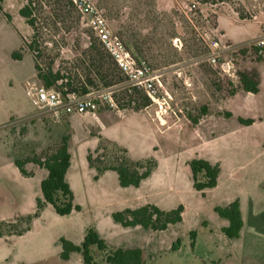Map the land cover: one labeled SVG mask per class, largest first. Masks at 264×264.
Returning a JSON list of instances; mask_svg holds the SVG:
<instances>
[{
  "label": "rangeland",
  "instance_id": "rangeland-1",
  "mask_svg": "<svg viewBox=\"0 0 264 264\" xmlns=\"http://www.w3.org/2000/svg\"><path fill=\"white\" fill-rule=\"evenodd\" d=\"M236 1L249 19L238 20L228 5L203 7L191 0H93L116 34L130 32L144 43V57L181 110L180 121L162 129L143 109L123 110L115 99V107L101 103L93 114L59 122L38 112L25 92L26 81H38L33 58L27 50L21 59L12 57L32 34L19 15L25 0H0V222L15 223L10 234L1 228L0 264H82L77 253L63 262L60 239L80 245L89 228L107 251L141 249L142 264H264V66L249 47L264 28V0ZM51 20L39 16L41 37L60 45L62 32H56ZM75 34L68 35V46ZM192 38L203 43L197 56L188 52ZM214 40L230 46L221 54V60L233 65L229 74L207 61L208 44ZM68 46L60 50L61 58L73 57ZM52 54L38 59L42 67ZM238 71L258 74L256 94L238 89ZM123 86L114 90L121 102ZM203 106L206 114L201 113ZM190 116L198 119L196 124ZM238 118L254 122L245 125ZM64 135L74 149L70 153L78 172L69 180L80 210L61 216L46 204L35 215L46 171L23 176L13 161L54 149ZM102 140L125 148L133 160L152 158L150 176L137 187H122L114 171L97 175L86 157ZM110 154L109 148L106 157ZM194 158L220 164L217 187L203 193L192 187L186 162ZM234 200L240 205L242 227L237 237L229 238L222 230L228 221L215 208ZM145 204L163 211L182 205V220L155 230L122 227L112 218L114 212ZM27 216L28 223L21 220ZM91 250L99 260L97 248Z\"/></svg>",
  "mask_w": 264,
  "mask_h": 264
},
{
  "label": "trees",
  "instance_id": "trees-1",
  "mask_svg": "<svg viewBox=\"0 0 264 264\" xmlns=\"http://www.w3.org/2000/svg\"><path fill=\"white\" fill-rule=\"evenodd\" d=\"M199 6H221L228 5L236 14L238 20L249 19L250 15L245 10L243 4L236 0H191ZM194 6V4H193ZM100 10V9H99ZM199 10V7H198ZM102 12V10H100ZM177 14V10H172ZM45 14L50 17L51 24L57 33L62 32L59 43L51 40H44L41 37L42 29L38 19L40 15ZM163 15L165 13H159ZM19 15L29 25L32 34L29 40H24L21 48L13 52L14 59H21L24 50L29 51L33 58L35 77L38 82L46 87H55L64 94L75 92L84 95L94 90L108 87H118L124 85L121 89L123 102L118 95L113 93L117 105L121 109L130 111L144 110V107L150 103L146 94L135 86L127 84V78L118 67L112 56L105 49L97 35L88 25L87 20L78 12L70 0H25L19 9ZM218 28L217 21L215 28ZM76 33L71 46H68V35ZM219 35L222 32L219 31ZM119 37L126 44L133 56L144 60L152 69L156 70L151 63L144 57V49L139 38L135 34L127 33ZM192 45L188 44V52L192 55H199L201 48L199 38H192ZM145 42V41H144ZM68 46L72 52L71 59L60 57V50ZM240 53H245V48L239 49ZM256 59L260 60L256 56ZM53 53L48 58L44 67L38 61L39 58ZM238 89L256 94L259 91V79L256 72H237ZM237 90L231 91V94ZM98 110V109H97ZM96 110V111H97ZM207 108L201 107V113L206 114ZM230 113H225L229 115ZM192 124H196L198 119L189 117ZM242 124L249 125L253 119L238 118ZM69 138L64 135L60 143L50 151L42 155L26 156L25 158H15L13 163L23 176H31V171H27L25 166L29 163L36 165L46 171V176L40 181L41 197L36 199V212L42 209L44 205L49 204L58 215H68L72 211L80 210L79 205L74 202V194L66 180V173L71 162L69 151ZM111 150V156L106 157L108 149ZM108 156V155H107ZM88 165L95 169L98 174L105 171H114L117 173L120 186L137 187L142 180L147 178L155 166L152 158L143 160L131 159L125 148L119 147L108 140H102L94 153L87 154ZM186 166L191 176L192 187L203 193L204 190L214 188L217 185L219 175V164L211 163L206 159L194 158L186 162ZM182 205H178L170 211H163L159 208L145 204L136 209H126L121 212L112 213V218L122 227L141 226L155 230L165 229L169 224H175L182 220ZM217 214L228 221V225L222 230L229 238H235L239 235L242 227V219L238 200L232 201L228 206L215 208ZM22 221L30 220V216L21 218ZM15 223L0 222V237L4 234L1 228L6 227L5 233L10 234L9 229ZM194 239V234L191 232ZM61 252L59 254L62 260H67L72 253H79L84 264H142V251L139 248H117L107 251L104 241L93 229L86 231L85 237L80 245L73 244L63 238L60 239ZM91 247H96L100 253L99 260L93 257ZM177 245L173 248L177 249Z\"/></svg>",
  "mask_w": 264,
  "mask_h": 264
},
{
  "label": "built area",
  "instance_id": "built-area-1",
  "mask_svg": "<svg viewBox=\"0 0 264 264\" xmlns=\"http://www.w3.org/2000/svg\"><path fill=\"white\" fill-rule=\"evenodd\" d=\"M70 1L87 20L88 25L124 73L127 84L142 90L149 98V105L144 107L149 117L162 129L180 121L181 110L176 108L172 96L164 89L159 71L152 69L144 60L133 56L119 35L110 28L107 19L93 0ZM208 47L207 61L222 73L229 74L233 65L230 61L221 60V54L229 50L230 46L214 40ZM249 47L254 50L264 66V28ZM115 88H101L79 95L75 92L64 94L55 87H46L34 80L25 83V92L32 105L38 112L46 113L53 122H59L71 115L93 114L101 103L115 107L113 98Z\"/></svg>",
  "mask_w": 264,
  "mask_h": 264
},
{
  "label": "crops",
  "instance_id": "crops-1",
  "mask_svg": "<svg viewBox=\"0 0 264 264\" xmlns=\"http://www.w3.org/2000/svg\"><path fill=\"white\" fill-rule=\"evenodd\" d=\"M249 94H252V93H249ZM128 111H130V110H128ZM143 111H145V110H142V112ZM120 112V111H119ZM73 116H75V115H71V116H69V117H65V118H73ZM151 119V118H150ZM177 123V122H176ZM175 123V124H176ZM172 125H174V124H172ZM171 125V126H172ZM170 127V126H169ZM84 137H86V135L85 136H82L81 138H84ZM79 139V138H78ZM73 148L71 147V146H69V151H71L73 154H74V152H73ZM71 154V153H70ZM210 162V161H209ZM211 163H218V162H211ZM219 164V163H218ZM27 166H29V168L31 169L30 171L32 172V170H36V169H42V168H39V167H37V166H33L31 163H29L28 165H26V168H27ZM77 166H76V164H75V160H74V165H73V156H72V154H71V162H70V166H69V169L67 170V173H66V180H67V182L69 183V185H70V187H71V189H72V186H71V184H70V180H69V175L71 174V176H73L74 174H76L77 172H78V168H76ZM187 167V166H186ZM76 168V169H75ZM219 175H218V179H217V185L215 186V187H217L219 184H220V179H221V166H220V164H219ZM187 170H188V168H187ZM72 171H76V172H73V174H72ZM105 172H111V171H105ZM113 172V171H112ZM189 172V171H188ZM46 176V175H45ZM150 176V175H149ZM148 176V177H149ZM189 176H190V173H189ZM147 177V178H148ZM147 178H145V179H147ZM144 179V180H145ZM190 179H191V176H190ZM143 181V180H142ZM141 181V182H142ZM191 184H192V180H191ZM140 185V184H139ZM214 187V188H215ZM212 189V188H211ZM72 191H73V194H74V190L72 189ZM74 202H75V194H74ZM76 204V203H75ZM78 205V204H77ZM239 208H240V205H239ZM72 213V212H71ZM61 252V251H60ZM60 252H59V254H60ZM78 255H79V258H77V263H82V264H84L83 263V261H82V259H81V256H80V254L79 253H77ZM68 260L69 259H67V260H63V262L64 263H66V262H68Z\"/></svg>",
  "mask_w": 264,
  "mask_h": 264
}]
</instances>
